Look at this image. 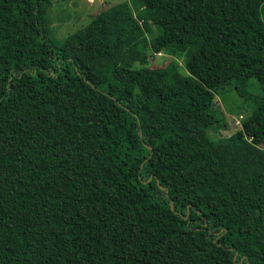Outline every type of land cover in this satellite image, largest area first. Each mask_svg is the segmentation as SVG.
<instances>
[{
	"label": "trees",
	"instance_id": "16d2710c",
	"mask_svg": "<svg viewBox=\"0 0 264 264\" xmlns=\"http://www.w3.org/2000/svg\"><path fill=\"white\" fill-rule=\"evenodd\" d=\"M52 5L0 0V264H264V0H125L62 42Z\"/></svg>",
	"mask_w": 264,
	"mask_h": 264
},
{
	"label": "rangeland",
	"instance_id": "374dc122",
	"mask_svg": "<svg viewBox=\"0 0 264 264\" xmlns=\"http://www.w3.org/2000/svg\"><path fill=\"white\" fill-rule=\"evenodd\" d=\"M125 0H53L49 11V25L52 37L57 42H62L67 34L76 31L90 22L92 15L104 8ZM127 1V0H126ZM171 56L160 53L150 58L149 66L163 67ZM184 72L186 70L184 69ZM257 89V88H256ZM254 92H259V89ZM245 103L232 91H227L215 97V106L223 113L226 128L220 129L218 133L208 134L211 138L223 137L232 134L240 129L244 117L251 111V105Z\"/></svg>",
	"mask_w": 264,
	"mask_h": 264
},
{
	"label": "water",
	"instance_id": "95a60500",
	"mask_svg": "<svg viewBox=\"0 0 264 264\" xmlns=\"http://www.w3.org/2000/svg\"><path fill=\"white\" fill-rule=\"evenodd\" d=\"M145 146H146L148 149H151V147L148 146L147 144H145ZM170 206H171V209H174V205H173V202H172V201L170 202Z\"/></svg>",
	"mask_w": 264,
	"mask_h": 264
}]
</instances>
